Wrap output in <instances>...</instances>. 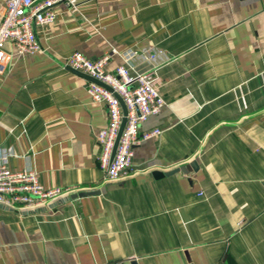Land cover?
Masks as SVG:
<instances>
[{"label": "crops", "instance_id": "obj_1", "mask_svg": "<svg viewBox=\"0 0 264 264\" xmlns=\"http://www.w3.org/2000/svg\"><path fill=\"white\" fill-rule=\"evenodd\" d=\"M77 1L0 75V162L66 190L0 205V264H264V0ZM73 52L152 73L165 100L124 177L98 166L107 110L62 69Z\"/></svg>", "mask_w": 264, "mask_h": 264}, {"label": "built area", "instance_id": "obj_2", "mask_svg": "<svg viewBox=\"0 0 264 264\" xmlns=\"http://www.w3.org/2000/svg\"><path fill=\"white\" fill-rule=\"evenodd\" d=\"M63 4L67 11H78L77 0H6L0 19V75L7 71L13 55H32L40 50L34 29L50 25L56 19L53 7ZM11 44L14 54L6 51ZM129 51L125 57L132 56ZM110 56L90 60L81 53H71L62 69L71 68L95 80L86 86L93 102L103 104L107 110V125L95 136L100 148L98 166L109 180L132 173L134 148L140 141L160 130H153L139 138L140 126L150 117L158 115L165 100L158 91L152 73L133 71L126 62L114 72L106 70ZM128 60V58H127ZM119 97L126 108V122L114 156L112 151L123 119ZM66 190L45 189L34 171H14L0 162V205L11 209H32L54 200Z\"/></svg>", "mask_w": 264, "mask_h": 264}, {"label": "water", "instance_id": "obj_3", "mask_svg": "<svg viewBox=\"0 0 264 264\" xmlns=\"http://www.w3.org/2000/svg\"><path fill=\"white\" fill-rule=\"evenodd\" d=\"M68 70L71 71L72 73H76V74H78V75H80V76H84V77H86V78H87L89 81H91V82H96L95 80H93V79L87 77L86 75H84V74H82V73L76 72V71L72 70L71 68H68ZM96 83H98V82H96ZM98 84H100V83H98ZM117 98H118V100H119V102H120V105H121V108H122L123 119H122L121 126H120V129H119L118 135H117V139H116L115 144H114V148H113V151H112V157H113L114 154H115L116 147H117V144H118V140H119V138H120V135H121V133H122V130H123L124 125H125V122H126V114H127V113H126V108H125V106H124L122 100H121L119 97H117Z\"/></svg>", "mask_w": 264, "mask_h": 264}]
</instances>
